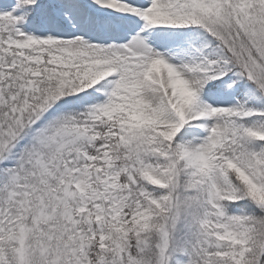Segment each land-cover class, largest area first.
I'll use <instances>...</instances> for the list:
<instances>
[{"label": "snow or ice", "instance_id": "1", "mask_svg": "<svg viewBox=\"0 0 264 264\" xmlns=\"http://www.w3.org/2000/svg\"><path fill=\"white\" fill-rule=\"evenodd\" d=\"M0 264H264V0H0Z\"/></svg>", "mask_w": 264, "mask_h": 264}]
</instances>
